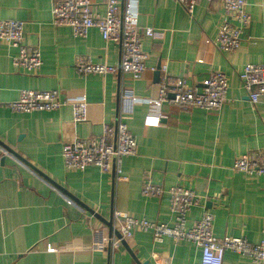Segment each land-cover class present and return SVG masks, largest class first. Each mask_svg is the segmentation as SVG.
<instances>
[{"label":"crops","instance_id":"crops-1","mask_svg":"<svg viewBox=\"0 0 264 264\" xmlns=\"http://www.w3.org/2000/svg\"><path fill=\"white\" fill-rule=\"evenodd\" d=\"M91 1L104 15L108 0ZM246 2L252 22L241 48L227 54L215 44L226 18L219 1H200L190 16L175 0H138L139 28H152L155 35L144 37L148 70L133 81L119 69V45L106 43L97 29L84 39L74 37L69 27L54 26L52 0H0V20L25 22L27 42L40 48L43 59L36 74H23L12 63L17 50L0 43V264H201L202 250L194 243L156 242L145 231H136L114 254L94 250L95 231L106 227L99 217L109 220L113 213L114 219L121 212L174 225L169 194L144 196L145 179L201 196L203 207L188 214V227L208 211L217 238L264 240V178L233 170L238 156L264 150V104L253 105L240 80L247 64L264 65V0ZM78 56L114 66L116 72L82 77L76 70ZM214 71L229 81L230 102L220 111L163 104L160 112L166 118L160 126L145 125L153 114L147 103L153 86L178 79L202 89ZM122 81L138 98L127 120L138 143L137 155L123 160L127 180L94 166L67 171L64 144L99 136L104 125L116 124ZM22 90H61L70 103L85 100L88 120L74 123L70 105L58 112H14L10 104ZM49 246L57 251L48 252ZM224 264L253 263L227 252Z\"/></svg>","mask_w":264,"mask_h":264},{"label":"built area","instance_id":"built-area-1","mask_svg":"<svg viewBox=\"0 0 264 264\" xmlns=\"http://www.w3.org/2000/svg\"><path fill=\"white\" fill-rule=\"evenodd\" d=\"M192 16L200 1L212 4L219 1L226 18L221 24L215 44L222 53L238 51L244 41V33L250 27L252 16L246 0H175ZM52 23L56 27H69L74 37L87 38L91 29H97L106 43L120 47L119 69L133 81H139L147 72L149 55L144 50V37H154L152 28H139L138 0H108L106 12L100 14L91 0H52ZM0 43H6L17 50L12 58L13 66L23 74H36L43 65L42 53L38 46H30L25 33V22L0 20ZM76 70L82 77L88 75L107 76L114 74V66L95 63L88 56L76 58ZM164 72L167 67H163ZM242 88L253 105L264 104V65L247 64L240 74ZM229 81L225 73L214 71L202 82V89L190 88L184 80H168L152 87L147 99L151 113L145 119L147 127L160 126L166 118L160 112L163 104L185 110L200 109L218 112L230 102ZM138 98L133 89L122 81L119 90V114L116 124L104 125L101 135L91 139L76 138L62 148V157L67 171H85L94 166L103 173H112L118 180L122 176L123 160L137 155L138 143L129 131L127 120L135 110ZM72 106L74 123L88 120L89 105L85 100L70 103L61 90H22L19 99L10 104L17 113L58 112L65 106ZM5 153L9 152L5 150ZM233 170L264 178V150H256L238 156ZM169 194L174 225L135 219L121 212L114 213L113 232L108 228L95 231L94 250L105 251L111 247L116 253L122 242L131 239L136 231L152 232L156 242L172 238L175 242H192L202 250L201 264H224L225 254L231 252L249 258L253 264H264V240L251 243L246 237L225 236L219 239L214 234V216L205 211L191 227L187 226L188 214L194 207H203L202 198L194 190L183 186L165 188L145 179L142 194L146 197H162ZM69 205L74 204L67 199ZM205 208V207H204ZM107 232V234H106ZM121 235V238L117 236ZM48 252H56L49 246Z\"/></svg>","mask_w":264,"mask_h":264},{"label":"water","instance_id":"water-1","mask_svg":"<svg viewBox=\"0 0 264 264\" xmlns=\"http://www.w3.org/2000/svg\"><path fill=\"white\" fill-rule=\"evenodd\" d=\"M158 75H159V72H157V73H156V76H155V81H156V82L159 81V80H158V79H159ZM9 152H10L11 154H13L16 158H18V156H17V154H16L15 152H12V151H10V150H9ZM94 215H95V213H94ZM99 219H100L101 222L104 224V226H106V227L108 228V235H111L112 232H113V213H112V216L110 217L109 220L102 219V218H100V217H99ZM117 236H118L119 238H121V235H120L119 233H117ZM122 244L125 245V244H126V241H123ZM107 252L109 253V255L111 254V247H110V246H109Z\"/></svg>","mask_w":264,"mask_h":264}]
</instances>
